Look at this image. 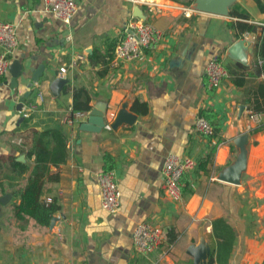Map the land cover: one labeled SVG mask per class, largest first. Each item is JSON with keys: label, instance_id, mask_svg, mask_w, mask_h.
Returning <instances> with one entry per match:
<instances>
[{"label": "crops", "instance_id": "obj_1", "mask_svg": "<svg viewBox=\"0 0 264 264\" xmlns=\"http://www.w3.org/2000/svg\"><path fill=\"white\" fill-rule=\"evenodd\" d=\"M148 1L149 6H135L129 0H76V12L65 24L44 11L41 0H0V20L15 30L16 46L8 59L23 65L14 85L8 70L0 77V197L9 194L0 203V264H194L189 248H198L200 232L210 249L207 264H264V122L248 114L250 101L261 96L255 42L264 11L254 0H236L226 16L200 12L194 1ZM130 17L147 22L160 38L137 60L111 61L101 74L94 50L120 35ZM236 22L256 28L239 36L230 26ZM242 38L249 44L234 58L228 50ZM73 52H84V59L66 71L67 82L55 96L49 82ZM214 55L228 68V77L210 88L204 69ZM39 64L41 76L28 87V68ZM67 84L89 90L91 109L102 112L98 132L79 129L87 116L64 123L71 103L70 91L63 92ZM29 100L35 110L24 117L21 109ZM121 110L123 118L118 117ZM203 110L215 114V135L214 129L207 136L194 127ZM55 126L65 135L66 158L58 167L49 165L57 179L45 181L40 195L43 202L53 200L55 219L51 225V217L45 225L27 216L17 219L13 192L23 186L32 166L21 152L32 130ZM244 135L246 166L240 183L218 179L238 156ZM103 153L113 159L121 194L113 214L100 209L94 181ZM169 154L195 162L180 201L161 191L159 170ZM8 156L28 170L12 178ZM142 221L162 231L160 243L147 254L135 252L130 238Z\"/></svg>", "mask_w": 264, "mask_h": 264}, {"label": "built area", "instance_id": "obj_2", "mask_svg": "<svg viewBox=\"0 0 264 264\" xmlns=\"http://www.w3.org/2000/svg\"><path fill=\"white\" fill-rule=\"evenodd\" d=\"M135 6L151 3L148 0H129ZM43 10L50 13L54 18L67 24L76 12V0H41ZM123 38L113 50L112 64L117 65L121 61H135L143 55L144 49L156 43L160 33L141 18L130 19L123 27ZM16 46L14 26L10 22L0 20V77L7 72L9 65L8 56ZM84 52H73L68 62L57 68L56 76L65 78L67 70L74 68L84 59ZM204 74L210 88H216L222 80L228 77V72L217 56H211L205 65ZM37 98H41V92H37ZM35 110L34 101L29 100L21 109V114L27 117ZM249 117L259 123L264 122L263 113L248 111ZM88 113L73 112L69 110L64 117V123L72 125L78 123ZM196 131L203 135H210L213 132L211 124L202 116H197L194 121ZM195 162L190 157H180L169 154L164 158L160 166L159 174L161 180V191L172 201H180L181 176L193 170ZM94 181L98 188L99 207L107 214L117 211L120 204V190L116 184L113 170L99 171L94 175ZM51 198L46 197L44 203L50 202ZM131 244L135 252L147 254L156 247L162 239L161 228L154 222L142 221L137 223L131 230Z\"/></svg>", "mask_w": 264, "mask_h": 264}, {"label": "trees", "instance_id": "obj_3", "mask_svg": "<svg viewBox=\"0 0 264 264\" xmlns=\"http://www.w3.org/2000/svg\"><path fill=\"white\" fill-rule=\"evenodd\" d=\"M192 1L194 0H187V2L185 1L183 3L191 4ZM254 1L258 8L261 11H264V2L262 0ZM233 13L234 15H237V17L243 19L247 17L244 13H238L235 11H233L232 14ZM230 26L238 30L239 36L244 32H252L256 28L254 25L246 22L231 23ZM258 33L259 35L255 42V51L257 58L261 63L259 64L257 60L256 73L263 75V81L258 83L257 90V93H261V96L254 97L253 100L250 101L251 104L249 108L255 113H263L264 115V26L260 28ZM123 35L122 31L120 35L114 38H106L102 47L94 50L102 68L101 74L106 72L108 63L111 62L113 57V50L122 40ZM101 71L97 73H100ZM234 81L238 85L241 84L239 78L234 79ZM67 91H70L71 94V103L69 107L70 114L73 112L88 113L91 110V106L89 105L91 99L89 90L83 86L70 88L67 84L64 86L63 92L66 93ZM199 115L205 117V119L211 123L214 129L213 135H215L218 130V125L214 121L215 114H213L212 111L203 110ZM261 127L264 128V123ZM65 139L61 126L50 127L41 131L32 130L30 132L29 146H27L25 150H22L21 153L24 152L23 154L25 158H31L32 166L23 186L13 192L18 198V202L13 205V215L15 218L23 219L27 216L35 220L37 224H47L52 213L55 211L56 206L52 199L48 203L41 201L40 195L45 181H55L57 179V172H51L49 170V165L58 167V165L65 160ZM102 163L101 171H109L113 168V159L108 153H103ZM8 167L13 172V175L11 176L12 178H16L28 170V166L25 163L17 161L9 156ZM187 173L188 172L184 173L180 178L182 195L189 190L190 186V179Z\"/></svg>", "mask_w": 264, "mask_h": 264}, {"label": "water", "instance_id": "obj_4", "mask_svg": "<svg viewBox=\"0 0 264 264\" xmlns=\"http://www.w3.org/2000/svg\"><path fill=\"white\" fill-rule=\"evenodd\" d=\"M236 0H194L193 8L204 13L209 14H217L226 16L229 13L230 6ZM134 14V13H133ZM135 15V14H134ZM247 43V44H246ZM249 42H246L244 38L238 40L234 44H232L229 48V53L234 58H239L240 51L243 47L248 45ZM43 66L41 64L36 67L28 68L30 72L29 81L27 82V86L29 87L32 83L37 82L39 77L41 76ZM8 73L10 74L9 84H15V78L19 77L23 72V65L18 62L16 59L12 60L8 67ZM67 80L65 78L56 77L49 82V89L53 95H58L62 85L66 83ZM26 92L25 95H27ZM19 105H17V108ZM19 109V108H18ZM242 109V108H241ZM125 113L121 110L119 118H123ZM131 118V116H129ZM127 121L130 119L127 117ZM80 130L93 131L98 132L103 127V119L102 112L97 108H92L85 121L79 123L78 125ZM247 136L244 135L242 137V143H239L240 152L236 157L235 161L230 164L226 169H224L218 176V179L222 181H226L233 184H239L242 172L245 170L246 166V144H247ZM9 199V194H4L0 197V203L4 204ZM55 218H50V225L52 224ZM189 252L194 257V264H207L209 259L210 249L207 244V241L204 237V234L200 232V240L199 246L196 249L194 246L189 248Z\"/></svg>", "mask_w": 264, "mask_h": 264}]
</instances>
